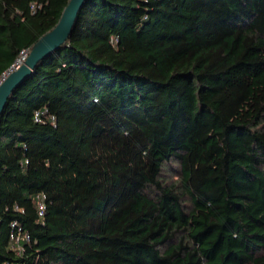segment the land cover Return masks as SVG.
I'll return each instance as SVG.
<instances>
[{"label": "trees", "instance_id": "1", "mask_svg": "<svg viewBox=\"0 0 264 264\" xmlns=\"http://www.w3.org/2000/svg\"><path fill=\"white\" fill-rule=\"evenodd\" d=\"M69 1L0 0V77ZM0 264H264V0H88L0 118Z\"/></svg>", "mask_w": 264, "mask_h": 264}, {"label": "water", "instance_id": "2", "mask_svg": "<svg viewBox=\"0 0 264 264\" xmlns=\"http://www.w3.org/2000/svg\"><path fill=\"white\" fill-rule=\"evenodd\" d=\"M88 0H70L59 23L54 29L42 36L30 50L27 58L14 69L7 71L6 77L0 83V118L15 90L30 78L37 65L51 54L60 50L73 33L79 14Z\"/></svg>", "mask_w": 264, "mask_h": 264}, {"label": "built area", "instance_id": "3", "mask_svg": "<svg viewBox=\"0 0 264 264\" xmlns=\"http://www.w3.org/2000/svg\"><path fill=\"white\" fill-rule=\"evenodd\" d=\"M29 52L24 51L21 55V57L17 60V62L12 66L14 69L19 68V66L21 64H23V62L25 61V59L27 58ZM7 72H5L1 77H0V83L3 81V79L6 77ZM35 119L38 122L40 120V115L39 113L35 114ZM45 200H46V194L45 193H39L36 196V203H37V209H38V214L40 217L44 216V211L46 209V204H45ZM16 224H13V226H15ZM11 240L13 241L16 249L18 250V252H22L24 250L22 243L23 242H29L31 240L30 235L25 232L22 234H17V233H12L11 234Z\"/></svg>", "mask_w": 264, "mask_h": 264}, {"label": "rangeland", "instance_id": "4", "mask_svg": "<svg viewBox=\"0 0 264 264\" xmlns=\"http://www.w3.org/2000/svg\"><path fill=\"white\" fill-rule=\"evenodd\" d=\"M177 178V175L175 174V175H173V179H176Z\"/></svg>", "mask_w": 264, "mask_h": 264}]
</instances>
